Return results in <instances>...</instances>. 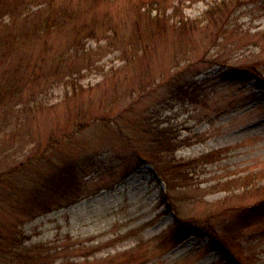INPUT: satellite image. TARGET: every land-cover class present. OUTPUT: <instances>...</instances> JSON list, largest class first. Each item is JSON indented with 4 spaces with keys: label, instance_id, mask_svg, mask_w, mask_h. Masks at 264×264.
Wrapping results in <instances>:
<instances>
[{
    "label": "rangeland",
    "instance_id": "obj_1",
    "mask_svg": "<svg viewBox=\"0 0 264 264\" xmlns=\"http://www.w3.org/2000/svg\"><path fill=\"white\" fill-rule=\"evenodd\" d=\"M43 1L48 0H0V14ZM53 1L77 10L75 29L54 32L44 49L27 44L29 60L37 61L51 48L47 58L52 60L69 37L86 51L72 61L70 79L41 81L55 74L51 61L44 71L37 70L39 79L28 84L20 96L22 104L15 107L18 111L28 102L33 105L18 115L26 121L0 132V171L22 164L24 177L43 176L45 183L72 162L79 168L80 199L26 220L18 227L23 245L43 257L52 255L42 262L53 264H235L226 232L221 231L228 226L240 232L236 238L243 264H264V0H228V16L190 33L166 22L158 29L149 17L156 15V6L168 9V14L178 6L177 15L195 19L220 0ZM115 29L117 36L111 39ZM138 29L141 45L134 47ZM228 64L254 68L230 81L221 72ZM191 75L198 82L211 80L192 86L200 93L181 104L177 94L190 96ZM151 84L160 87L145 90ZM131 102L132 110L119 118ZM102 118L115 121L67 138L73 121ZM147 118L171 125L172 136L191 138L176 152L179 160L224 152L195 169L188 177L193 188L175 196L153 166L134 158L122 137L121 131H132L131 125L148 123ZM52 137L58 145L48 148ZM29 159L32 162L26 163ZM239 177L243 181L227 190L224 183ZM16 181L21 188L23 181ZM167 193L175 196V211L161 203ZM258 203L263 216L249 226H240L241 213L213 220L225 205L252 208ZM177 216L192 222L197 234L177 241L172 230ZM2 222L3 216L0 232L6 234ZM212 238L215 245L209 244Z\"/></svg>",
    "mask_w": 264,
    "mask_h": 264
},
{
    "label": "trees",
    "instance_id": "obj_2",
    "mask_svg": "<svg viewBox=\"0 0 264 264\" xmlns=\"http://www.w3.org/2000/svg\"><path fill=\"white\" fill-rule=\"evenodd\" d=\"M230 3L231 1L228 0L215 1L209 5V8L203 12L201 17L195 19H189L182 14L177 15L178 6L174 7L172 14L167 13L168 9L156 6V15L149 18L154 20L155 26L158 29L163 30V23H172L180 31L190 33V31L197 28H205L209 24H217L222 21L223 18L231 13L229 9L231 6ZM69 5L56 6L55 1L48 0L41 2L39 5L26 3V5L24 4L14 10L10 9L0 14V132L5 133L15 130L26 121L22 120L18 115H21V111L23 113L33 105L28 102L22 106V109L18 108V111H15V107L22 104L20 97L22 92L29 83L36 82L39 79L36 75L37 70L44 71L49 65L48 61L52 62L50 67L55 69V74L53 73L52 77L42 79L41 81L45 80V84H54L57 81L61 82L65 78L70 79V76L74 74L72 68L75 65L72 61L86 51L84 47L80 48L78 46L76 39L73 40L69 37L66 41L67 45L64 49L62 47L58 53L55 52L52 60H48L47 58L49 55L47 53L50 50L54 51L52 48L48 52L44 50L35 62H31L28 58V54L32 57L31 52L26 54L27 44H40L44 49V45L47 47L48 40H50L54 32L70 31L72 33L73 29H75L74 22L78 20L77 17L79 15L77 10L72 9ZM224 14L225 17H223ZM112 34L111 39L117 36V30H112ZM140 35H142L141 31L134 34V38H136L134 47L141 45V41H138L141 39ZM114 41H116L115 38ZM126 47L127 45L124 46V48ZM146 48L145 51L147 50ZM118 50L120 49L118 48ZM31 66H33L32 69L34 71L28 73ZM187 67H191V63ZM253 68V65L237 66L235 64H228L224 65L221 72L224 75H228L230 81H235L241 79L243 75L252 71ZM186 70L188 71V68ZM195 79L196 75H191L188 85L191 87L197 86L198 84L204 85L205 82L211 80L210 78L198 82ZM158 87L160 86L151 84L145 90L149 89L151 92L152 90L158 89ZM76 91V87L73 85L72 92L74 95ZM191 91L190 96H182L180 92L177 94V97L182 101L181 104L191 101L193 95L197 96L200 93L199 89L197 90L194 87H192ZM67 94L68 92H66L65 96ZM5 101H7L6 104L4 103ZM132 104V102L128 104L118 117L120 118L123 114L130 112L132 110ZM152 116L154 114H150V117ZM114 121L115 119L107 120L106 118L75 120L71 123L70 127L73 133L67 136V138H71L72 135L82 134L93 128L106 126V124L109 126ZM146 121L148 123L141 121L136 124L134 123V125L130 124L133 127L132 131H135V133L133 134L129 130V133L125 132L123 134V131H121V134L125 135L122 137L134 152V158L140 159L142 164L147 163L153 166L167 188L174 190L175 196L183 194L181 192L187 188H193L188 182V177H191L195 169L214 162L216 157L219 159L224 152L215 151L196 159H189L188 161L179 160L176 158V152L180 148L188 146L191 143V138L184 137V139H180L176 135L172 136V130H170L172 128L171 125H163L162 123L154 124L148 118ZM116 122L118 125V121ZM120 129L123 128L121 127ZM136 130H138L137 133ZM65 136L66 133L62 134V138H65ZM53 145H58L54 137L51 138L48 148H51ZM31 160L29 159L26 163L32 162ZM21 165H17L11 171H0V217L3 216L5 220V223L2 222L3 229L7 231L6 234L0 232V264H53V262H42V260H46V258L52 255L43 257L42 254H35V250L32 247L26 248L23 245L21 240L23 235H20L18 227L23 225L26 220L34 219L39 215L51 212L59 207H66L78 202L80 199L79 168L72 162H68L62 167L61 171L48 176L44 183L41 180L43 176L38 179L24 177L23 172L25 170ZM17 179L23 181L21 188L16 181ZM240 181H243V178H235L224 184L227 185L226 189L229 190ZM19 193H25V196H21V198ZM171 194L167 193L166 196H162L165 198L161 200V203H168L166 208L169 211H175V196ZM245 212L248 213V216L243 215ZM232 213H241L238 215L241 221L240 226L244 224L246 227L249 226L253 219L256 220L257 217L260 218L263 216V208L260 203L253 205L252 208L239 205H225L221 209V213L213 216V220L218 219L217 216ZM177 217L175 224L172 226L173 236L177 241L197 234L195 229L192 228V222H185L181 217ZM227 227L225 226L221 229L222 232H226V246H229L231 248L230 251L232 250L235 255L233 256L232 254L234 263L243 264L245 259L242 261L243 257L240 253L241 244L237 241L238 238H236V236L240 235V232L236 229H227ZM214 236H216L215 232H213V238ZM213 238L209 243L210 245L217 243ZM217 248L222 251L219 246Z\"/></svg>",
    "mask_w": 264,
    "mask_h": 264
}]
</instances>
